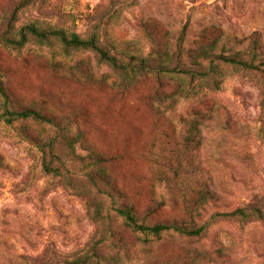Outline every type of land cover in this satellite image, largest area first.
<instances>
[{"label": "rangeland", "instance_id": "1", "mask_svg": "<svg viewBox=\"0 0 264 264\" xmlns=\"http://www.w3.org/2000/svg\"><path fill=\"white\" fill-rule=\"evenodd\" d=\"M30 23L94 31L122 62L157 67L123 79L90 50L0 41V264H75L93 250L125 264H264V215H217L264 213V0H0V37ZM5 108L61 130L7 121ZM94 171L119 198L99 193ZM120 203L204 228L142 238L112 214Z\"/></svg>", "mask_w": 264, "mask_h": 264}, {"label": "trees", "instance_id": "2", "mask_svg": "<svg viewBox=\"0 0 264 264\" xmlns=\"http://www.w3.org/2000/svg\"><path fill=\"white\" fill-rule=\"evenodd\" d=\"M31 40H34L40 44L50 43L55 40L60 44L61 47H63L64 50H90L94 53L98 61L104 62L109 65L116 72V74L121 76V78L123 79L134 78L137 75L155 72V69L157 67V62H154L152 60H145L144 58H141L139 61L129 60L127 62H122L116 57V55L110 52L109 48L102 46V44L99 42L98 34L94 31H91L87 36H80L73 31L68 32L62 28L39 29L38 26L30 23L28 25L22 26L17 31V37H0V41L6 42L14 48L22 47L24 43ZM220 60L229 64L240 65L244 68H253V65L251 63L240 61L235 57H220ZM191 74L193 73L191 72ZM156 75L158 76L157 81H161L162 78H164L163 73L158 72L156 73ZM203 76L205 77V79L211 78L206 73L203 74ZM192 77L193 75L190 76V78ZM176 78H178V76H176ZM0 98L3 100V103H6L7 95L1 81ZM3 114L5 115V119L7 121H11L15 118H32V120L34 119L39 122H48L49 124L55 126L58 131L61 130L59 124L54 123L51 119L44 117L40 112L34 109H21L12 111L5 108ZM52 146L53 145H50L49 147L52 148ZM56 168L57 167H50L48 163L44 164V169L46 171L53 172L58 175L59 171ZM88 179L90 183L97 190H99V193L107 188L108 196L115 198H117L118 196L119 198L122 194L121 192L115 191L105 179L104 175L99 172H90ZM200 191L202 195L208 194L207 188L203 186ZM112 214L120 219V223L124 228L139 236H142V238H147V236L158 237L160 234L169 231H173L185 236H198L204 228V225L198 227H187L182 222L178 221L149 222L147 221V219L148 216L152 214V212H145L141 215L136 211L134 206L127 203L113 205ZM217 215L223 218H232L248 222L253 218H263L264 213H262L261 210L257 207L244 205L243 207H237L232 211L218 213ZM108 216L111 219V215L108 214ZM106 238H108V236ZM92 252L93 254L90 256L86 255L85 257H83V259H76L75 264H125L117 254H111L106 257L103 256L102 258L95 250H93Z\"/></svg>", "mask_w": 264, "mask_h": 264}]
</instances>
